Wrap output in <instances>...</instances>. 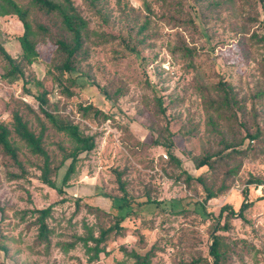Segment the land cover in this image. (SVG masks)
<instances>
[{
	"label": "rangeland",
	"instance_id": "rangeland-1",
	"mask_svg": "<svg viewBox=\"0 0 264 264\" xmlns=\"http://www.w3.org/2000/svg\"><path fill=\"white\" fill-rule=\"evenodd\" d=\"M72 1L90 30L76 68L60 74L55 67L59 57L51 53L50 42L64 33L58 14L32 8L29 20L40 58L23 64V76L0 78V123L8 128L23 169L0 146V264H134L127 253L143 254L152 245L149 264H188L197 258L203 259L198 264H212L214 225L226 219L221 207L237 211L244 199L264 195V187L257 193L258 186L248 182L249 175L264 179V0ZM107 29L124 40H110ZM22 31L14 15H0V43L18 61ZM4 70L0 57V74ZM220 82L232 89V108L211 103L222 97ZM44 91L48 102L43 108L95 136V148L79 155L62 194L41 182L43 157L14 131V111L36 134L44 125L43 147L54 169L50 179L61 187L75 142L40 112L37 96ZM89 103L112 117L82 116L78 105ZM255 126L259 136L247 137ZM224 142L242 154L225 157L203 173L214 187L221 179L230 185L203 203L202 184L186 176L205 171L195 168L193 159L224 151ZM239 162L237 172L226 176L225 170ZM123 168L128 197L142 200L148 193L156 204L135 207L121 234L108 235V253H100L97 261L87 262L80 241L62 250L59 242L84 235L87 227L97 235L113 223L103 211L118 210L102 194L121 195L113 171ZM49 205L52 232L46 246L35 243V214L26 211ZM245 218L232 217L227 230H218L231 245L225 264H264V197L245 211Z\"/></svg>",
	"mask_w": 264,
	"mask_h": 264
},
{
	"label": "trees",
	"instance_id": "trees-1",
	"mask_svg": "<svg viewBox=\"0 0 264 264\" xmlns=\"http://www.w3.org/2000/svg\"><path fill=\"white\" fill-rule=\"evenodd\" d=\"M31 3L26 6L19 5L12 0H0V15H14L17 20L21 23L23 31L19 35L18 39L22 49L20 61L16 60L15 57L10 55L5 48L0 43V57L5 62V70L0 74V78L13 81L18 77L23 76V64H31L35 59L40 58L39 49L36 46L37 41L35 40L36 31L31 25L29 20V14L32 8H37L43 11L46 14L56 12L60 17L61 27L64 30V33L55 37L50 43L52 44L51 53H55L59 57L58 64L55 65L56 69L60 74L63 72H69L76 68V62L78 61L77 56L83 51V46L85 41L90 38V30L86 19L82 17L80 12L77 10L76 6L73 4L72 0H62L61 2H54L52 0H30ZM102 23L107 27V19L103 16ZM38 28L43 29L41 25H38ZM105 36L110 40L119 39L120 41L124 40L119 33H114L110 29H107ZM132 51H135L133 47H130ZM136 52V51H135ZM61 84V82H58ZM220 88L222 89V97L212 104H217L218 106H225L232 108L233 103H235L234 97L231 94V88L227 84L219 83ZM66 92L67 89L63 88ZM47 91L39 94L37 96L40 103V112L42 115L49 121L51 126L59 131L64 132L69 135L75 142L73 150H71L66 157L71 158L69 166L66 169V172L62 179V186L57 187L54 182L50 179V173L54 171L50 167V157L46 149L43 147V135L45 132L44 125L41 126L38 134L33 132L27 125V122L22 118L19 112L14 111L12 113L14 131L17 136L23 140L30 148L31 152L38 154L43 157V165L41 167L40 180L42 183L48 185L49 187L55 189L59 194H62L63 186L67 184L70 174L74 171V164L78 160L81 153H88L92 151L95 146V136L93 134H84L80 131L77 123H74L60 115H55L54 113L46 110L42 106L47 104ZM77 110L81 112L82 116L88 117L90 114L93 117L103 119H110L111 114H108L101 108L97 107L93 103L87 105H78ZM215 128V127H214ZM260 129L258 126H255L253 132L246 133L247 137L255 139L259 136ZM8 128L0 123V146L3 149L4 153L8 154L13 162L21 168L23 172L20 161L18 160L17 153L15 148L11 145L9 138ZM224 151H217L216 153H206L200 157H195L193 162L195 168L205 167V171L201 172L198 176L192 177L191 175L186 176V180H191L193 178L197 179L203 187L205 192V197L203 203L207 202L210 199H214L223 194L224 191L228 190L230 185L226 183L224 179L220 180V184L217 187L206 183L203 173H210L211 169H215L218 163L223 160L225 157L232 158L234 155L242 154V149L235 144H229L224 142ZM172 143H168L167 147H171ZM170 159L175 164H180V160L175 157L172 153L169 154ZM240 167V162L235 164L232 167H229L225 170L226 176L229 174H235ZM127 169L123 168L122 170L114 169L115 180L118 184V189L121 192L119 197H112L110 195L102 194L103 197H107L110 200V207L118 210L117 213L112 211H103L104 214L111 215L113 218V223L105 228L99 229L97 235L91 231L90 227H87V231L84 235L75 234L74 239L71 241L59 242V247L62 250H69L75 246V244L80 241L82 246L85 249V254L87 255V262L92 263L99 259L100 253H108L106 251L104 243L110 233L121 234V230L124 228L123 222L126 218L129 217L131 212H135V207L147 206L150 204H156V200L152 199L149 194H146L145 199L139 200L136 198H129L127 194L126 185L127 182L123 179L124 174ZM248 182L257 185H264V179L260 177H255L249 175ZM248 188L243 190V194L247 196ZM264 195L257 197L255 200H247L241 202L237 211H235L229 205H223L221 207V212H224L225 221L222 225L217 221L214 225V232L211 235V244L209 246V255L212 258V264H225L228 258L229 253L231 252V245L225 242V237L218 233V230H227L229 228V219L232 217H237L242 220H246L245 211L254 204L258 199L263 198ZM29 202L31 199L28 198ZM60 200H63L61 198ZM75 210H78L80 207L81 199H75ZM91 209L92 207H88ZM53 207L51 205L47 207H34L28 209L26 212L35 214L34 224L36 225V237L34 239L36 244H45L48 246L50 244V234L52 232L51 228L47 223V218L51 214ZM120 210H126L125 212ZM155 245H152L145 253L140 254L135 250L129 251L127 254L130 256L134 264H149L151 257L154 256ZM203 259H193L188 264H198ZM205 261V260H204ZM3 264V263H2Z\"/></svg>",
	"mask_w": 264,
	"mask_h": 264
},
{
	"label": "built area",
	"instance_id": "built-area-1",
	"mask_svg": "<svg viewBox=\"0 0 264 264\" xmlns=\"http://www.w3.org/2000/svg\"><path fill=\"white\" fill-rule=\"evenodd\" d=\"M257 186H258V187H257V189H256V192H257V193H260L262 187H264V186H263V185H257Z\"/></svg>",
	"mask_w": 264,
	"mask_h": 264
}]
</instances>
